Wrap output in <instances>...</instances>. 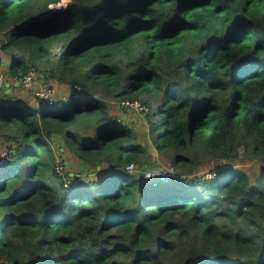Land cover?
Segmentation results:
<instances>
[{
    "label": "trees",
    "instance_id": "obj_1",
    "mask_svg": "<svg viewBox=\"0 0 264 264\" xmlns=\"http://www.w3.org/2000/svg\"><path fill=\"white\" fill-rule=\"evenodd\" d=\"M58 2L0 0L6 76L69 91L0 101V264H264V0ZM108 96L155 103L138 114L175 177L125 172L145 149ZM56 135L95 178L56 172ZM240 148L257 173L228 166ZM204 156L211 179L190 175Z\"/></svg>",
    "mask_w": 264,
    "mask_h": 264
},
{
    "label": "rangeland",
    "instance_id": "obj_2",
    "mask_svg": "<svg viewBox=\"0 0 264 264\" xmlns=\"http://www.w3.org/2000/svg\"><path fill=\"white\" fill-rule=\"evenodd\" d=\"M64 0H60L57 4H52L48 8L51 11H55L56 9L63 10L67 3L70 2V0H66V2H63ZM61 5V6H60ZM9 34L2 32L0 33V58L2 59V65L0 66V74L3 75L4 78V84L0 91V101H6L9 103V107L5 110L11 111V110H17L19 106H17V101H22L25 105L30 104L31 106H36V102H38L37 109H42L44 106V103H41L40 101L36 100L37 93L41 89H45V87H48L49 90H51V96L52 100L54 102H60L58 101L60 98H64L65 95L69 93L68 88L65 85L58 84L56 82H47V83H40L38 82V85H36L33 89H24L20 85V87L13 88L12 95H3L7 80H9V83L12 82V79L10 77H7L6 74L9 70V55L10 53H14V50L11 46L8 47L7 43L9 42ZM5 45L7 46L6 48ZM16 89V90H15ZM23 91L24 93H22ZM98 93L96 94V97H104L106 95L100 94L101 91L98 89ZM75 93V92H74ZM73 93V94H74ZM18 99V100H17ZM106 102L108 106L110 107V114L114 118H116L118 121H124L126 124L130 126L131 129H133L134 134L137 137L136 142L144 147L145 154H142L139 157V162H137L134 165V169L138 171L139 173H142L145 171L153 170L155 168H174L175 174L177 172V167L173 166L170 161L165 159L164 157L160 156L158 152L156 151L154 143L151 141V131L148 129V126L145 124L142 119H140V116L138 112L135 111L134 108L129 107L127 105H123V103L118 102V100L111 99L109 96L106 98ZM135 102H138L141 104L148 103L150 106L155 104L154 102L147 101L143 96L137 97V100ZM142 105V104H141ZM132 108V109H131ZM158 108H151V113L149 115V120L151 122H157L160 120V116L157 113ZM16 145L21 150L22 142L20 139L16 141ZM48 143L51 147V149L54 152L55 158H57L61 165H58V173L63 177L62 174H68L69 177H80L82 180L88 177L89 179L95 178L97 175V171L94 170H87L88 168L85 167L80 163V161L77 159V156L72 153L68 147L65 146L63 139L56 135L51 140H48ZM9 144L4 139L0 138V155L4 154L8 150ZM238 156L235 160H232L231 163L228 166H233L234 169L237 170H243L246 171L248 174H254L257 173L259 168L262 166L260 162L248 159L245 154V149L240 148L238 152ZM1 157V156H0ZM201 160L197 164V167L194 168L192 171H190V175L193 177H202L206 175H210V171L212 172V168H220L218 165H221L223 163L222 159L214 158V156H204L200 157ZM6 161V160H5ZM21 164V162H20ZM159 166V167H158ZM21 167V165H20ZM134 174V173H133ZM137 174V175H136ZM136 177H139V174L136 173ZM178 174V172H177ZM178 176V175H177ZM213 177V175H212ZM87 180V179H86Z\"/></svg>",
    "mask_w": 264,
    "mask_h": 264
},
{
    "label": "built area",
    "instance_id": "obj_3",
    "mask_svg": "<svg viewBox=\"0 0 264 264\" xmlns=\"http://www.w3.org/2000/svg\"><path fill=\"white\" fill-rule=\"evenodd\" d=\"M13 82H19V85L22 86V88L24 89H33L36 85H38V76L36 74V72L33 70V69H29L27 71V73L25 75L22 76L21 79L19 80H12ZM3 84H4V78H3V75L0 74V91L3 87ZM37 99L39 101H43L44 103L46 104H56V105H61L64 101L67 100V97H64V98H60L58 101L60 102H54L52 100V96H51V90H49V88L45 87V89H41L37 94ZM123 105H127L129 107H132L135 109V111L137 112H148V110L146 109L145 106L139 104L138 102H123ZM131 108V109H132ZM11 151V150H10ZM10 151H7L4 153V154H1V158L2 160L1 161H5L7 159L6 156L10 153ZM134 165L135 164H129L126 168H125V172L129 173V174H133V173H139L138 171H136L134 168ZM1 167V165H0ZM159 167V166H158ZM58 166L56 167V172L58 173ZM146 170V169H145ZM142 172V174L144 175V179L146 180H150V181H153V180H158V181H166L168 180L169 178H172V177H175L176 174H175V171H174V168L171 167V168H164V167H161V168H155L153 170H149V171H145ZM206 178L207 179H211L212 178V175H206Z\"/></svg>",
    "mask_w": 264,
    "mask_h": 264
},
{
    "label": "crops",
    "instance_id": "obj_4",
    "mask_svg": "<svg viewBox=\"0 0 264 264\" xmlns=\"http://www.w3.org/2000/svg\"><path fill=\"white\" fill-rule=\"evenodd\" d=\"M8 84H9V86L6 84V88H5V91H4V96L5 95H12V93L14 92L13 91V88H17L18 89V87H17V85H16V82H14V84H11V83H9V82H7ZM16 90V89H15ZM22 93H24L23 91H21ZM21 99V98H20ZM20 99H19V101H17V102H22V101H20ZM18 100V99H17Z\"/></svg>",
    "mask_w": 264,
    "mask_h": 264
},
{
    "label": "clouds",
    "instance_id": "obj_5",
    "mask_svg": "<svg viewBox=\"0 0 264 264\" xmlns=\"http://www.w3.org/2000/svg\"><path fill=\"white\" fill-rule=\"evenodd\" d=\"M66 6H67V5H66ZM65 8H66V7H65ZM65 8H64V9H65ZM56 10H58V9H56ZM59 10H60V9H59ZM19 86H20V85H19ZM19 86H18V87H19ZM47 88H48V87H47ZM73 93H74V92H73ZM73 93H72V94H73ZM66 96H68V94L65 95L64 97H66ZM136 112H137V111H136ZM138 113H140V112H138ZM141 113H144V112H141ZM146 113H147V112H146ZM144 114H145V113H144Z\"/></svg>",
    "mask_w": 264,
    "mask_h": 264
},
{
    "label": "water",
    "instance_id": "obj_6",
    "mask_svg": "<svg viewBox=\"0 0 264 264\" xmlns=\"http://www.w3.org/2000/svg\"><path fill=\"white\" fill-rule=\"evenodd\" d=\"M7 85L9 86V84H7ZM16 85H17V87H18V86H19V82H17ZM13 153H15V152H13Z\"/></svg>",
    "mask_w": 264,
    "mask_h": 264
},
{
    "label": "bare ground",
    "instance_id": "obj_7",
    "mask_svg": "<svg viewBox=\"0 0 264 264\" xmlns=\"http://www.w3.org/2000/svg\"><path fill=\"white\" fill-rule=\"evenodd\" d=\"M64 3L66 2V0L63 1ZM61 6V5H60Z\"/></svg>",
    "mask_w": 264,
    "mask_h": 264
}]
</instances>
